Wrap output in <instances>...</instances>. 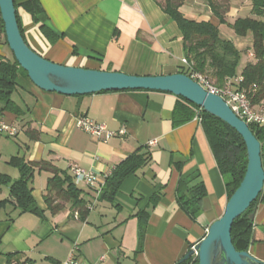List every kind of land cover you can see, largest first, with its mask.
Masks as SVG:
<instances>
[{"label":"crops","instance_id":"crops-1","mask_svg":"<svg viewBox=\"0 0 264 264\" xmlns=\"http://www.w3.org/2000/svg\"><path fill=\"white\" fill-rule=\"evenodd\" d=\"M38 1L44 22L18 10L24 39L54 63L134 76L174 75L185 66L183 34L155 0ZM228 2L226 23L206 0H184L181 10L187 19L214 24L220 38L234 44L242 54L241 77L245 66L256 60L254 38L237 35L232 25L238 19L264 16L254 15L252 0ZM43 25L56 42L44 34ZM6 47L0 33V61L12 60ZM178 98L152 91L66 96L45 92L20 74L12 99L24 115L3 112L0 118L23 130L16 139L0 136V175L20 178L19 169L10 163L15 157L28 163L50 162L72 178L71 167L78 165L96 175L100 189L77 185L89 210L82 219L70 204L50 212L44 198L53 176L49 171H37L32 181V197L43 216L20 213L10 186L1 187L0 202H9L0 206V264H63L74 246L82 264H177L201 242L223 216L229 199L201 123L194 118L173 127ZM80 117L106 124L116 135L92 136L77 127ZM123 129L126 133L121 135ZM138 151L151 154L150 164L124 180L113 202L103 199L108 177ZM201 186L206 196L192 219L178 198L192 197ZM157 193L161 197L153 205ZM143 212L149 213L144 228L139 218ZM254 213L248 252L264 263V203Z\"/></svg>","mask_w":264,"mask_h":264},{"label":"trees","instance_id":"trees-1","mask_svg":"<svg viewBox=\"0 0 264 264\" xmlns=\"http://www.w3.org/2000/svg\"><path fill=\"white\" fill-rule=\"evenodd\" d=\"M156 3L168 16L174 20L183 34V47L189 66H184L180 74L189 75L197 72L206 76L217 87L226 85L228 79L238 77L239 64L242 54L230 41L222 40L218 28L210 22H197L187 19L182 12L184 0H155ZM212 13L217 16L222 23H226V15L230 8L228 0H206ZM17 19L21 33L23 28L18 14L19 8H23L34 19L35 22L45 21V13L38 0H28L24 3H17L14 0ZM253 13L258 17L264 16V0H252ZM233 30L239 36L251 34L254 38L253 51L255 62L248 63L243 69L241 76L243 81L234 84L236 90L245 91L254 105L264 100V20L252 18L238 19L233 25ZM44 34L51 42L58 39L52 35L43 25L41 27ZM0 33L7 38L4 30V23L0 14ZM20 74L28 76L15 58H6L0 61V113L10 112L17 117L24 115L23 110L16 105L12 96L18 89ZM173 114V127L184 125L196 117V112L200 110L198 106L179 97ZM201 125L207 136L211 149L214 153L218 168L225 180L228 199L240 187L248 166L247 148L243 138L229 125L222 120L201 111ZM19 128L16 139L23 127ZM253 134L260 141L262 147V161L264 167V129L250 126ZM151 154L136 152L127 160L120 164L108 177L102 198L113 202L120 191L121 185L126 178L134 175L138 170L147 166L151 162ZM20 171V178L13 181L9 176L0 175V189L3 186H10V196L15 201L16 208L20 213H34L42 215L43 212L36 205L32 197V181L37 171H49L53 176L48 180L47 194L44 197L48 209L51 213H57L64 209L66 204L71 205L73 212H78L82 219L89 213L87 203L82 197L81 189L75 184L73 178L64 171L59 170L50 162L42 161L38 163H28L22 158H13L10 162ZM206 196L204 187L197 188L190 198L180 196L178 203L180 207L192 218L200 206L201 200ZM161 197L157 193L152 198L153 205H156ZM9 201L0 202V206ZM264 203V190L251 207L238 218L232 228V241L237 251L249 250L252 239L254 223L250 215L254 213L256 207ZM142 228L147 225L149 213L143 212L139 215ZM182 264H199L198 259L191 258Z\"/></svg>","mask_w":264,"mask_h":264},{"label":"water","instance_id":"water-1","mask_svg":"<svg viewBox=\"0 0 264 264\" xmlns=\"http://www.w3.org/2000/svg\"><path fill=\"white\" fill-rule=\"evenodd\" d=\"M8 46L30 80L45 92L66 96H86L103 92H165L195 104L234 129L244 140L248 166L240 187L228 200L223 216L215 221L206 237L177 263L197 256L199 264H264L248 251H237L232 241L234 222L258 199L264 190V167L260 141L220 96L206 91L185 74L134 76L120 72L92 70L54 63L36 53L25 41L17 19L14 0H0ZM255 213L250 215L254 221Z\"/></svg>","mask_w":264,"mask_h":264},{"label":"built area","instance_id":"built-area-1","mask_svg":"<svg viewBox=\"0 0 264 264\" xmlns=\"http://www.w3.org/2000/svg\"><path fill=\"white\" fill-rule=\"evenodd\" d=\"M183 64L189 66L187 59L183 60ZM188 76L200 84L206 91L223 98L232 111L249 126L264 129V100L259 104L254 105L245 91H238L234 86V84H239L243 81L242 76L228 79L226 85L223 87H217L206 76L197 72H191ZM201 111L202 109L198 110L195 117V120L200 123L202 121ZM76 125L79 129L97 138L104 137L109 139L116 135V133L108 129L106 124L94 122L87 117L78 118ZM18 132L19 128L16 125L9 124L4 119L0 118V136L14 138ZM125 133L126 129H123L120 132L121 135H124ZM71 172L76 185H84L88 188L96 189L97 191L100 189L98 179L94 173L87 171L78 165H73L71 167ZM191 249H194V247ZM76 250L77 247L74 246L68 259L63 264H82L75 257ZM193 258L196 259L197 256L195 255Z\"/></svg>","mask_w":264,"mask_h":264},{"label":"rangeland","instance_id":"rangeland-1","mask_svg":"<svg viewBox=\"0 0 264 264\" xmlns=\"http://www.w3.org/2000/svg\"><path fill=\"white\" fill-rule=\"evenodd\" d=\"M6 48H7V50L9 51V53H10V56H11V58H12V60H13V58H14V57H13V56H12V54H11V51H10V48H9V46L7 45V47H6Z\"/></svg>","mask_w":264,"mask_h":264}]
</instances>
